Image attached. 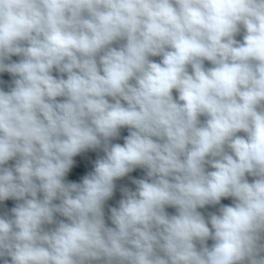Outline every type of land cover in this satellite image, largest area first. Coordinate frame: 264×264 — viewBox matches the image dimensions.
Instances as JSON below:
<instances>
[{
  "label": "clouds",
  "instance_id": "1",
  "mask_svg": "<svg viewBox=\"0 0 264 264\" xmlns=\"http://www.w3.org/2000/svg\"><path fill=\"white\" fill-rule=\"evenodd\" d=\"M4 72L3 264H264V0H0Z\"/></svg>",
  "mask_w": 264,
  "mask_h": 264
},
{
  "label": "water",
  "instance_id": "2",
  "mask_svg": "<svg viewBox=\"0 0 264 264\" xmlns=\"http://www.w3.org/2000/svg\"><path fill=\"white\" fill-rule=\"evenodd\" d=\"M236 39L242 40V34L238 35L236 37ZM11 59L13 61H18L20 58L17 56H13ZM151 59L159 62L160 57H151ZM205 66L206 67L210 66V64L206 61ZM53 75H57V73H55V71H54ZM12 79H13V77L11 76V74H9L7 72L0 73V81L5 82L3 84H0V88H3L5 91H7ZM173 94H174V96L176 95L175 91ZM58 99H61V98H58ZM201 119H203V117H201ZM127 134H128V131L126 128L121 129V138L118 140H114L113 143L123 144V137L126 136ZM241 135H243V134L241 133ZM99 155H103V153L100 152L99 150H97V151L89 150L85 153H81L80 155L74 157L73 159L75 161V164H74L73 168L71 169V171L68 173L66 179L71 180V181L80 182L82 176H84L85 174H87L88 172L93 170L94 161H95V159H97V157ZM13 163H14L13 161L9 162L10 165ZM144 175H145L144 170L136 169L132 173H129L128 176H126L120 180H117L115 182L117 184V188L114 192L113 197L109 201H107L106 206H105V214H106L105 218H106V222L109 225H110V221L107 220V216L110 215V213L108 212V208L110 206L111 207L118 206V201L122 198L121 192H120V186H122V185L127 186V187H130L134 190L135 185H133L131 183V178H137L138 179V178L143 177ZM248 179H249V182H251L253 180L252 177H248ZM16 203H17V201L12 200V199L0 202V215L9 211L12 207L15 206ZM231 203H232L231 198H227V199L222 198V200H221V204L230 205ZM218 208H219V205H216V206H206L204 209H198V210L202 214L205 215V218H207V214L209 212H216L218 210ZM166 211H168L169 214H175L174 208H167ZM212 243L213 242L211 240L208 241L209 246H211ZM0 264H3L2 260H0Z\"/></svg>",
  "mask_w": 264,
  "mask_h": 264
}]
</instances>
